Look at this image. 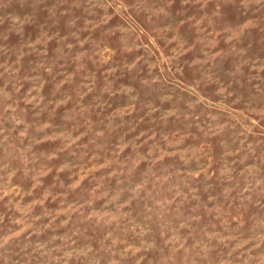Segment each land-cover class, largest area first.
Listing matches in <instances>:
<instances>
[{"label":"rangeland","instance_id":"374dc122","mask_svg":"<svg viewBox=\"0 0 264 264\" xmlns=\"http://www.w3.org/2000/svg\"><path fill=\"white\" fill-rule=\"evenodd\" d=\"M0 264H264V0H0Z\"/></svg>","mask_w":264,"mask_h":264}]
</instances>
